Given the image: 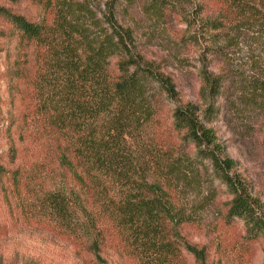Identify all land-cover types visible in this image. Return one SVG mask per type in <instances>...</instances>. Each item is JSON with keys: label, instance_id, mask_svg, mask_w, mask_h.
Segmentation results:
<instances>
[{"label": "trees", "instance_id": "obj_1", "mask_svg": "<svg viewBox=\"0 0 264 264\" xmlns=\"http://www.w3.org/2000/svg\"><path fill=\"white\" fill-rule=\"evenodd\" d=\"M2 1L0 199L12 211L36 208L98 259L113 251L139 264H173L176 225L195 221L182 197L206 160L233 194L225 219L264 235L253 188L206 124L231 82L241 103L250 99L264 113V0H112L103 18L84 1ZM142 17L177 22V51L199 47L229 60V48L260 43V71H203L204 104L183 101L174 74L138 42ZM33 180L45 193L31 206Z\"/></svg>", "mask_w": 264, "mask_h": 264}, {"label": "rangeland", "instance_id": "obj_2", "mask_svg": "<svg viewBox=\"0 0 264 264\" xmlns=\"http://www.w3.org/2000/svg\"><path fill=\"white\" fill-rule=\"evenodd\" d=\"M78 1L90 5L93 13L103 18L107 3L112 0ZM3 3L0 0V4ZM131 12L134 14L135 10L132 8ZM139 23L140 46L146 56L174 74L183 101L204 104L199 96L203 71L220 72L219 66H225L233 73L248 78L260 71L255 63V56L263 50L260 43L243 42L229 48L231 59L227 60L224 55H211L199 47L177 51L173 41V32L180 26L177 22L168 24L142 17ZM3 70L4 55H0V122L7 111L5 100L8 97L7 84L1 78ZM229 86L226 95L213 99L219 110L215 119L206 124L215 128L224 155L238 163V168L253 188L258 201L255 208L264 222V113L258 106L252 105L250 99L248 104L239 101L237 83L231 82ZM6 151V140L0 131V154ZM204 162L207 166L196 172L193 182L196 187H190L182 197L186 214L195 221L176 225L173 234L176 251L173 253L177 257L172 258L173 264H264V235H249L242 219H225L226 202L233 198V194L216 179L208 161ZM48 185L52 188V183ZM31 186L38 195L30 193L26 200L35 201L30 204L34 206L37 198L45 192L37 180H33ZM15 210L12 211L0 199V264H139L131 258H120L113 251L103 252V259H98L92 253L85 252L67 232L60 231L54 219L36 208L26 213L21 212L20 207ZM189 247L196 248L203 256L202 260L197 259Z\"/></svg>", "mask_w": 264, "mask_h": 264}]
</instances>
